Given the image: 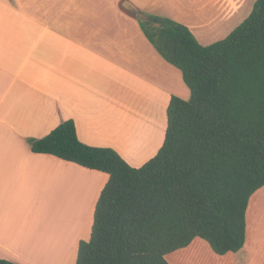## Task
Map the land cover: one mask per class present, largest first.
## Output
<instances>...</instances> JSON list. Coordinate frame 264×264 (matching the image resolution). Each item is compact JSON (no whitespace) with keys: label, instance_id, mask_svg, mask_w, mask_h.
<instances>
[{"label":"crops","instance_id":"0c3cea01","mask_svg":"<svg viewBox=\"0 0 264 264\" xmlns=\"http://www.w3.org/2000/svg\"><path fill=\"white\" fill-rule=\"evenodd\" d=\"M256 1L0 0L1 260L42 264L48 257L51 264H76L109 180L105 173L33 153L28 139L43 138L72 120L83 144L112 148L140 168L163 145L171 98L190 99L181 71L162 58L122 4L183 24L201 37L221 31ZM154 115L163 125L156 146L154 124L147 122ZM53 206H63L68 220L79 212L80 222L88 210L87 232L74 237L80 224L74 235L61 231L68 221L59 219L52 236L47 218ZM251 207L244 248L219 264H264V206L254 216ZM249 226L254 232L247 238ZM195 240L167 261L217 264L202 257L200 250L208 248Z\"/></svg>","mask_w":264,"mask_h":264},{"label":"trees","instance_id":"16d2710c","mask_svg":"<svg viewBox=\"0 0 264 264\" xmlns=\"http://www.w3.org/2000/svg\"><path fill=\"white\" fill-rule=\"evenodd\" d=\"M126 13L191 95L171 98L163 145L140 168L112 148L83 144L72 120L27 140L35 154L109 176L76 264H170L167 255L197 238L217 255L237 253L251 198L264 187V0L210 46L168 18Z\"/></svg>","mask_w":264,"mask_h":264},{"label":"rangeland","instance_id":"374dc122","mask_svg":"<svg viewBox=\"0 0 264 264\" xmlns=\"http://www.w3.org/2000/svg\"><path fill=\"white\" fill-rule=\"evenodd\" d=\"M255 3V2H254ZM254 3H252V5L250 6V10H249V8L248 7H246L243 11H242V13H241V15L239 16V18L238 17H231V18H229L226 22V24H225V26L223 27V29L221 30V31H219V32H209V33H206V34H204L203 36H201V37H198V36H196V34H195V37L197 38V40H198V42L201 44V45H203V46H210V45H212V44H214V43H217V42H220V41H222V40H224L225 38H227L239 25H241L242 23H243V21L249 16V14L251 13V11H252V9H253V6H254ZM127 8H132L129 4H127V3H123L122 4V9L124 10V11H126V9ZM249 11V12H248ZM248 12V13H247ZM156 119H154V118ZM130 118V117H129ZM151 121H153V122H151ZM147 122L149 123V124H154V130H153V137H154V145L156 146L157 144H158V141L160 140V138H161V133H162V129H163V125L162 124H160V122H159V119H158V117H157V115H154V116H151L149 119H147ZM149 132V131H148ZM250 206H252L251 207V210H252V214H253V216H254V212H256L255 210H256V208H257V206H264V188L263 189H261L260 191H258L257 193H255V195L252 197V200H251V202H250V205H249V207ZM62 208H63V206H60L59 208H58V206H53V216L51 217L52 218V220H51V218H47L48 219V223H49V232H50V234L52 235V236H54V233H53V231L56 229L55 227H56V223H57V221L60 219L61 220V216H63L64 217V219H66L68 222H67V227H63V226H61V231L64 229L65 230V232H66V230H69L70 231V235H74V233H75V228H76V226L77 225H79L78 223L77 224H75V223H70V220L71 219H69L68 220V217H67V215H65V213H66V210H64V211H62ZM79 208H80V206H79ZM86 209H87V207H86ZM249 210V209H248ZM63 212V214H62V212ZM88 210H86V212H85V214H84V217H82L81 218V222H80V227H78V229H77V233L79 232V231H81V232H79L77 235H74V237H78V236H80V235H83V234H85L86 232H87V221H86V216L88 215V212H87ZM78 214H79V212H78ZM79 216V215H78ZM52 221V222H51ZM247 221H248V211H247ZM254 221H252V219H251V225L253 226L254 225ZM61 224H63V222H61ZM63 225H65V224H63ZM73 225H76V226H74L73 227ZM80 228V229H79ZM247 228H248V223H247ZM83 231H82V230ZM248 231H249V234L247 233V238L251 235V232L253 231L254 232V228L252 229V230H250V226H249V229H248ZM252 232V233H253ZM60 236H61V233H60ZM59 236V239H58V242L60 241V239H61V237ZM69 238H71V237H69ZM69 238H66L65 239V241H63L64 243L69 239ZM62 241H61V248H63V245H64V243H63ZM201 242H204V246H206L207 248H208V253H206V252H203L202 251V249L200 250L201 252H200V254H203L204 256H202L204 259H208L209 261H214L215 263H217V264H219V263H221L222 261H221V259L223 260L224 258H229V255H226L227 257H222V256H220V255H217V254H215L213 251H212V249L209 247V245L205 242V241H203V240H201V239H196L195 240V242L194 243H196V244H200ZM202 244V243H201ZM178 252V251H177ZM177 252H175V253H172V255H169V257H167V260L168 261H173V259H174V257L175 256H178V255H176L177 254ZM230 256H232V255H230ZM47 259H48V257H47ZM47 259L46 258H42L41 259V263L42 264H51V262H47ZM53 264L55 263L54 261L52 262ZM59 264H63V263H61V262H58Z\"/></svg>","mask_w":264,"mask_h":264},{"label":"bare ground","instance_id":"6f19581e","mask_svg":"<svg viewBox=\"0 0 264 264\" xmlns=\"http://www.w3.org/2000/svg\"><path fill=\"white\" fill-rule=\"evenodd\" d=\"M51 208H52V206H51ZM51 211H52V210H51ZM62 211H64L63 208H62ZM62 211H61V212H62ZM64 212H65V211H64ZM53 214H54V213H53ZM53 214H52V212H51V216H52ZM62 214H63V212H62ZM65 215H66V213H65ZM78 215H79V214H77L76 216H73L72 219H71L75 224H77V223L80 224V219H79V216H78ZM51 220H52V218H51ZM61 220H64V217H63V216H61ZM51 222H52V221H51ZM74 226H76V225H73V227H74Z\"/></svg>","mask_w":264,"mask_h":264}]
</instances>
